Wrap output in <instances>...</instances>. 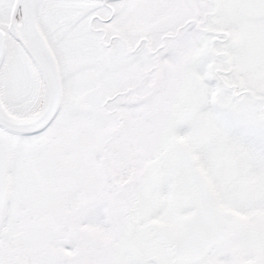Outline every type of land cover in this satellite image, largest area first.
Instances as JSON below:
<instances>
[{
  "label": "snow or ice",
  "instance_id": "snow-or-ice-1",
  "mask_svg": "<svg viewBox=\"0 0 264 264\" xmlns=\"http://www.w3.org/2000/svg\"><path fill=\"white\" fill-rule=\"evenodd\" d=\"M0 264H264V0H0Z\"/></svg>",
  "mask_w": 264,
  "mask_h": 264
}]
</instances>
